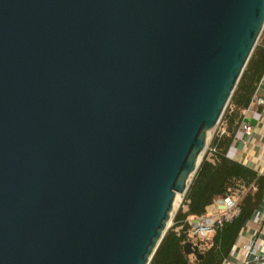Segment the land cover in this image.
I'll return each mask as SVG.
<instances>
[{
    "label": "water",
    "instance_id": "obj_1",
    "mask_svg": "<svg viewBox=\"0 0 264 264\" xmlns=\"http://www.w3.org/2000/svg\"><path fill=\"white\" fill-rule=\"evenodd\" d=\"M263 27L264 0H0V264H149Z\"/></svg>",
    "mask_w": 264,
    "mask_h": 264
},
{
    "label": "trees",
    "instance_id": "obj_2",
    "mask_svg": "<svg viewBox=\"0 0 264 264\" xmlns=\"http://www.w3.org/2000/svg\"><path fill=\"white\" fill-rule=\"evenodd\" d=\"M264 74V27L247 63L230 95L216 129L202 154L201 161L173 215L172 225L165 232L149 264H223L235 245L238 235L262 202L264 177H256L249 169L226 157L242 111L245 110ZM225 127L223 133L219 128ZM242 185L238 213L224 221L205 241H196L197 254H186L189 237L187 220L206 215L216 196H227Z\"/></svg>",
    "mask_w": 264,
    "mask_h": 264
},
{
    "label": "crops",
    "instance_id": "obj_3",
    "mask_svg": "<svg viewBox=\"0 0 264 264\" xmlns=\"http://www.w3.org/2000/svg\"><path fill=\"white\" fill-rule=\"evenodd\" d=\"M254 96L261 99L262 103L253 102ZM224 130V126L219 128L220 133ZM226 157L249 169L256 177H264V78L260 79L248 107L242 111L241 122L235 130ZM240 187L242 185H237V188ZM244 191L245 189L242 193ZM215 212L214 203L206 208V216ZM247 244H251V248L255 250L259 258L257 261L254 260L255 254L244 250L243 247ZM223 264H264V192L262 202L240 231Z\"/></svg>",
    "mask_w": 264,
    "mask_h": 264
},
{
    "label": "built area",
    "instance_id": "obj_4",
    "mask_svg": "<svg viewBox=\"0 0 264 264\" xmlns=\"http://www.w3.org/2000/svg\"><path fill=\"white\" fill-rule=\"evenodd\" d=\"M264 78V74L262 76ZM253 102L262 103V100L253 97ZM243 129L248 130L247 127L242 126ZM243 191V187L236 188L232 191V194L227 196H219L214 201L216 212L213 215H205L201 217H191L187 220L189 226V237L193 240V244L197 245L196 241L207 240L208 237L212 236L215 229L220 226L224 221L232 219L238 213V199ZM198 246V245H197ZM244 250L255 254L254 260L257 261L259 258L255 253V250L251 248V244H247Z\"/></svg>",
    "mask_w": 264,
    "mask_h": 264
},
{
    "label": "rangeland",
    "instance_id": "obj_5",
    "mask_svg": "<svg viewBox=\"0 0 264 264\" xmlns=\"http://www.w3.org/2000/svg\"><path fill=\"white\" fill-rule=\"evenodd\" d=\"M215 129H216V127H215L212 131H210V132L208 133L207 145H208L209 140H210V138H211V135H212V133L214 132ZM206 147H207V146H206ZM181 199H182V196H177V197H176V200H175V202H174V208H173V211H172V214H171L170 220H169V222H168L167 228H169V227L172 225V218H173V215L175 214V212H176V210H177V208H178V206H179V204H180V202H181ZM210 237H211V236H210ZM210 237H208V239H209ZM208 239H207V240H208ZM204 241H205V240H204Z\"/></svg>",
    "mask_w": 264,
    "mask_h": 264
}]
</instances>
